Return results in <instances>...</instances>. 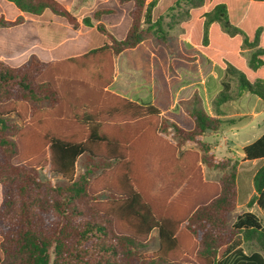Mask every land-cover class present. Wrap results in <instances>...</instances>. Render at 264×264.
Masks as SVG:
<instances>
[{
	"label": "trees",
	"instance_id": "1",
	"mask_svg": "<svg viewBox=\"0 0 264 264\" xmlns=\"http://www.w3.org/2000/svg\"><path fill=\"white\" fill-rule=\"evenodd\" d=\"M70 6L0 0V264H264L260 218L229 222L253 191L248 207L264 212V162L239 171L205 140L229 102L264 101V0ZM177 9L188 18L180 37L224 70L214 115L198 94L169 110L165 72L183 62L165 19ZM119 55L156 78L154 104L110 91ZM244 154L264 159V134ZM204 165L221 179L207 180ZM154 231L158 248L145 252ZM246 242L259 251L246 254Z\"/></svg>",
	"mask_w": 264,
	"mask_h": 264
},
{
	"label": "crops",
	"instance_id": "2",
	"mask_svg": "<svg viewBox=\"0 0 264 264\" xmlns=\"http://www.w3.org/2000/svg\"><path fill=\"white\" fill-rule=\"evenodd\" d=\"M179 13L180 10L177 9L165 19L166 23H174L176 25L174 30L178 29L179 33L175 37L172 34L174 30H172V37L169 38L168 43L169 45H171L172 41L176 39V41L183 46L182 52L180 53V57H178V59L181 60L183 64L175 68L185 67L187 69H185L183 73H180V75L177 77L178 80L171 79V71L168 73L165 72V76L169 81L171 90V103L169 106V110L178 113L181 109V103L183 101H187L191 99L193 95L198 94L201 97L204 108L207 110V112L211 115H214L212 111V101L223 88L222 79L225 75L224 70L219 69L214 63L210 62L199 51H196L195 48L188 41L180 37L181 30L179 27V23L186 22L188 18L181 17ZM250 53L251 52L248 49L243 50V55L247 58L249 57ZM121 56L124 57V55H119L116 59V75L114 82L109 88L110 91L125 98H128L134 102H137L141 105L154 104L156 102L158 92V82L156 78L152 77L151 82H146L143 77L142 71L130 69L125 57L122 60L123 62L121 61L119 67L118 62ZM123 64L126 68L123 67ZM119 68L121 71L118 70ZM131 71L141 73L143 80L148 84L147 86H149V88L145 89L143 87V89L140 91L134 88V85L130 81V77H132L130 74ZM175 83H178L176 85V95L178 97H174L173 85ZM237 88L238 84L233 82L232 91L234 94L237 92ZM178 98L181 100L180 104L177 103ZM177 104L178 107H175ZM225 111L226 112L224 113V115H221L219 117L221 119L226 120L227 122L222 125L221 129L217 133L210 136L207 135L205 137V140L209 143L211 142L210 144L212 145V148L217 156L222 158H230L228 157L229 155L220 156L217 153L218 150H222L224 142L227 141L232 145L231 150L237 152L238 155H236V157L240 158L238 170L255 171L258 165L264 162V159L254 161L244 160V147L258 140L264 134H255L256 128L260 127L261 124H264V101L256 95L245 93L241 97H237L233 101L229 102L225 106ZM211 136L220 137V140H216L214 146L212 144V141L209 140ZM235 148H239L240 151H237ZM254 194L255 191H253L249 195L247 202L238 204L237 208L243 205L248 206L247 203ZM1 202L2 191L0 187V204ZM262 213L264 214L263 211Z\"/></svg>",
	"mask_w": 264,
	"mask_h": 264
},
{
	"label": "rangeland",
	"instance_id": "3",
	"mask_svg": "<svg viewBox=\"0 0 264 264\" xmlns=\"http://www.w3.org/2000/svg\"><path fill=\"white\" fill-rule=\"evenodd\" d=\"M96 1L97 0H70V4H71L70 9H71V12L73 14H75V15L76 14L78 15L79 12H80L79 10L82 7L86 8V9L87 8H92L93 4ZM172 34L176 37L179 34L178 33V29H175L172 32ZM153 41L155 42V44L160 43V41L157 40V39H155V37L153 38ZM181 46L182 45H180L179 42L176 41V39L174 41H172V44L170 45V47H171L170 54H171L172 58H178V57H180V53L182 52V49H183V46L182 47ZM123 58L124 57L121 56V58H120V60L118 62L119 67H120V64H121V61L123 60ZM123 67L126 68L124 64H123ZM185 69H187V68H185V67H179V68H175L174 70H172L170 72L171 79L178 80L177 77L180 75V73H183ZM118 70L121 71L120 68ZM130 74L132 76V77H130V81L134 85L133 86L134 88L138 89L139 91L142 90L143 87L145 89H148L149 88V86H147L148 84L143 80V77H142V74L141 73L131 71ZM234 82L237 83L236 81H234ZM177 84L178 83H175L173 85L174 97H178L176 95V92H177V86L176 85ZM179 98H178V102L177 103L180 104L181 100ZM175 107H178V104ZM262 133H264V124H261L260 127L256 128V131H255V134H257V135L258 134H262ZM209 140L212 141V144L214 146L215 143H216V140H220V137L211 136V138H209ZM231 148H232V145L230 143H228L227 141H225L224 144H223L222 150H218L217 153L220 156H224V155L227 156V155H229L228 157L232 158L233 160L240 161V158L236 157V155H238L237 152L232 151ZM235 149L237 151H240L239 148H235ZM78 171H80V166L78 168ZM203 171H204L205 178L207 180H210V181H219L221 179V177L223 176V174H224V171L223 170H220V169H211V168H208L205 165L203 166ZM246 211H252V212L256 213L261 218V220L264 223V214L262 213V211L259 209V207L257 205H254L252 207H248L247 205H243V206H239L229 216V222H230V224H233L236 221L237 217L239 215L243 214ZM151 237H152L151 244H150V246H149L148 249H145V252L156 251L157 248H158V243L159 242H158V233H157V231H154L152 233ZM244 251H245L246 254H252L255 251H259V249L256 247L255 244H253L251 242H246L244 244ZM263 254H264V251H263Z\"/></svg>",
	"mask_w": 264,
	"mask_h": 264
}]
</instances>
